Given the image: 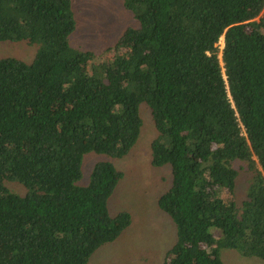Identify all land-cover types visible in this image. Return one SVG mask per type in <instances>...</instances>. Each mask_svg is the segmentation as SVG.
Segmentation results:
<instances>
[{
	"label": "trees",
	"instance_id": "16d2710c",
	"mask_svg": "<svg viewBox=\"0 0 264 264\" xmlns=\"http://www.w3.org/2000/svg\"><path fill=\"white\" fill-rule=\"evenodd\" d=\"M120 1L138 27L99 62L69 44L71 0H0V43L40 45L30 63L0 58V264H88L131 226L110 215L111 163L76 183L86 154L129 155L143 105L151 164L172 176L162 264H224V248L264 260V0Z\"/></svg>",
	"mask_w": 264,
	"mask_h": 264
},
{
	"label": "rangeland",
	"instance_id": "374dc122",
	"mask_svg": "<svg viewBox=\"0 0 264 264\" xmlns=\"http://www.w3.org/2000/svg\"><path fill=\"white\" fill-rule=\"evenodd\" d=\"M76 30L69 37L75 48L91 51L104 60L106 51L113 47L125 31L137 28L132 13L123 9L120 0H71ZM223 47V39L220 41ZM40 48L27 42H1L0 58H15L30 63ZM142 128L138 143L122 159L88 153L82 162V178L76 183L86 187L90 174L98 162H109L123 173L108 201L111 216L120 212L132 215L131 226L113 243L101 247L88 264H162L167 250L176 240L175 227L166 213L158 207V199L172 184L169 166L154 168L151 164V144L157 132L146 105L140 109ZM236 165L239 171L236 200L246 195L251 175ZM12 190L23 192L21 187ZM219 257L224 264H264V260L246 257L235 249H221Z\"/></svg>",
	"mask_w": 264,
	"mask_h": 264
}]
</instances>
